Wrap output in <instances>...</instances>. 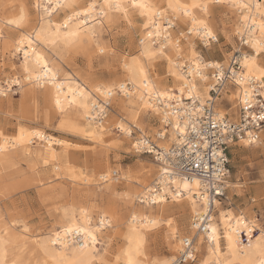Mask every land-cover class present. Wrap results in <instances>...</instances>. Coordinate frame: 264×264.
Listing matches in <instances>:
<instances>
[{
  "label": "bare ground",
  "instance_id": "obj_1",
  "mask_svg": "<svg viewBox=\"0 0 264 264\" xmlns=\"http://www.w3.org/2000/svg\"><path fill=\"white\" fill-rule=\"evenodd\" d=\"M215 3L226 4L230 11L235 10L233 30L239 39L246 38L251 50V53H241L244 76L261 84L260 95L264 99V67L258 62L260 56H264V0H33L34 13L21 7L15 16H0V25L19 31L13 40L6 41V48L14 58L15 55L19 56L23 80L38 88V91H34L33 86L30 90L39 93L49 111L45 112V119L49 115L59 114L58 125L61 129L71 130L80 137L103 145L108 137L115 134L111 130L112 126L110 128L107 125L109 113H126L127 116L110 119L122 136L112 145L122 148L126 142H130L132 151L139 154L134 150L138 145L135 139L149 136L140 125L143 115L149 114L155 121L158 120L156 125L151 122L145 125L154 129L155 134L159 129L168 133L164 140L156 139L160 147L169 146L175 139L174 129L183 130L175 117L170 128L160 122L159 112L164 111V108L159 110L160 107L154 103L156 99L163 101L166 98L165 105L168 108L173 107L174 101L182 106L184 98H195L200 103L208 99L213 79L207 70L209 67L219 68L221 64L216 60H205L194 45L196 40L207 44L208 37L217 38L215 25L210 18V15L215 16L211 14ZM130 17L141 19V32L134 52L122 56L117 70L110 72L122 74L124 80L120 79L117 86L115 84L119 79L114 84L99 80L85 83V80L78 79L79 76L63 71L58 48L69 52L75 47L86 48L95 44L97 50L102 52L105 48L101 45L100 33L108 25L116 24L120 18L130 24ZM177 23H183L185 29ZM183 51L188 53L186 58L182 56ZM161 60H164V74L160 76L157 64ZM230 84L232 86H227L222 95L233 103L234 108L242 104L244 95L251 94V89L236 79L230 80ZM16 85L21 86L16 75L7 77L3 84L0 81V95H6ZM216 102L219 103L218 107L217 104L215 106L218 116L229 113L222 107L221 99ZM50 116V120H53ZM132 130L138 131L135 139L132 138ZM263 139L262 133L261 141H240L246 147L260 142L264 148ZM34 143L37 145L34 146ZM69 144L65 139L46 134L37 126L25 128L20 125L13 136L6 135L0 128V166L11 165L16 156H28L44 165L51 162L53 170L68 172L72 181L79 185L104 184L111 196L118 195L115 185L119 177L133 182L136 187L123 193L127 216L123 221L117 220L123 225L119 230L125 245L115 255L116 259H120V264H169L175 256L168 263L169 259L165 256L152 255L150 244L157 241L159 234L154 229L166 217L169 228L164 235L165 242L177 253L182 250V237H177L179 230L183 229L186 211L195 214L204 208V197L198 198L199 182L176 176L168 182V169L160 163L157 164L158 173L149 185L142 183L150 178L153 168L142 165H137L132 173L121 170L120 175L116 171L97 175L95 172L86 174L85 171H75L62 159V151L69 149ZM54 145L59 146L61 151ZM156 179L160 183L159 190L154 188ZM168 183L172 185L168 186ZM138 186L143 189L138 191ZM166 194L173 199L174 206L166 204ZM218 205L215 203L216 207ZM75 206L74 203L67 204L59 216L58 226L52 227L42 238L30 234L24 225L19 234L31 242L22 241V237L12 232L9 226L0 225V264H94L105 259L98 245L103 244V239L109 238L106 229L112 226L115 210L107 211L104 207L95 212L92 205ZM215 216L209 225L207 237L200 233L196 235V250L202 255L200 264H264V228L257 226L255 219L243 213L235 214L230 209L218 210ZM252 226L258 227L257 234L250 235L247 243H239V233L244 230L248 233ZM78 235L80 240H76ZM35 254H39L40 258L35 259ZM114 263L118 264V261L114 260Z\"/></svg>",
  "mask_w": 264,
  "mask_h": 264
},
{
  "label": "rangeland",
  "instance_id": "obj_2",
  "mask_svg": "<svg viewBox=\"0 0 264 264\" xmlns=\"http://www.w3.org/2000/svg\"><path fill=\"white\" fill-rule=\"evenodd\" d=\"M21 7H24L25 10L30 9L34 13L33 0H3L0 6V16H15L18 14ZM230 10L231 9L226 4H213L211 14L215 16L211 17L212 15H210V18L215 25L218 41L208 47H203L199 40H196V44L194 45L195 50L205 60H216L220 64L226 65L231 55L238 47V36L233 30V21L236 12L235 10ZM141 22L140 18L136 20L132 18L129 24L124 19L120 18L116 24L108 25V28L100 33V40H102L100 42H102L101 45H104L105 48L102 52L97 50L98 47H96L95 44L86 48L75 47L76 49L74 48L69 52L64 51L62 48H58L57 52L60 53L61 56L60 63L62 64L63 71L69 72L77 77L79 76L78 79L80 78L83 82L86 81L85 83L99 80L101 82H112L114 84L116 83L115 81L119 79V82L115 84L117 86L124 78L118 71L113 74H110V72L117 70L119 60L122 56L134 52V47L137 46V41L140 37ZM177 24L179 26V24L182 25L183 23ZM181 27L185 29L186 26L184 27L182 25ZM18 32L19 31L13 30L5 25H0V81L3 84L7 77L16 75L19 77L21 85V88L19 85L12 86V89L7 91L8 93L6 95H0V128L4 133L8 136H13L20 125L25 128H34L37 126L43 129L46 134L63 140L65 139V141L70 143L69 146H67L69 149H66L65 152L62 151V159L68 166H71L73 170L85 171L86 174H93L95 172L96 175L98 173H105V171H116V173L120 175L122 173L121 170L130 171L132 173L137 169V165H142L145 168H153V173L150 178L142 183V185L145 183L149 185L158 173V163L149 155L135 154L130 148V142H126L122 148L121 146L114 147L112 145L116 143L118 139H122V136L121 133L113 127V121L111 122V120H114L113 118H118L120 115L127 116L126 113H120L119 115H114L113 112L109 113L107 125L110 128L112 126L111 130L115 134L106 139V145H99L89 141L88 138L80 137V135L75 134L71 130L61 129L58 125L60 120L59 114H54V116L51 115V119L53 120H50V115L45 119L44 114L49 111L45 108L39 93L35 94L30 90L34 85L28 84L23 80V74L19 67V56L15 55L16 58H14L11 51L6 48V41L13 40ZM184 47L186 48L187 46L184 45ZM244 53H251L249 46L244 49ZM182 56L186 58L188 53L186 54V51H183ZM161 61L157 64V67L159 66L157 72L160 76L162 75L161 73L164 72L162 68L164 60ZM258 62L264 67L263 54L260 56ZM169 84L168 82V85ZM33 88L34 91H38V88L35 86ZM222 98L223 95L218 100L221 99L222 107L227 109L229 113L226 114L222 112L231 122H238V106L232 108L233 103L229 102L226 98ZM216 104L218 107L219 103L216 102ZM141 122L144 125L140 124L142 130L146 131L149 136L154 138V129L146 127L145 125L147 124L146 122H151L153 125H156L158 124V120L155 121V118H152L148 114L143 115V120H141ZM132 126L135 125L132 124ZM262 133L264 134V130ZM262 133L260 134L259 141L262 140ZM137 136L138 131L132 130V138L135 139ZM33 145L35 146L37 144L34 143ZM54 146L58 151H61L59 146ZM227 151L230 168L229 185L226 190L227 198L223 199L218 207H216L214 214L217 215L218 210L221 209H230L235 214L243 213L248 218L255 219L257 226L263 229L264 148L260 142L246 147L241 141H234L229 144ZM99 163L100 165H98ZM53 166L51 162L44 165L40 162H35L28 156L22 158L21 156H16L11 165L0 166V225L9 226L11 231L16 234H19L25 225L26 228L30 230V234L42 238L52 227L56 228L58 226L59 216L67 204L74 203L77 208V205H82L84 207L92 205L95 212L104 207L107 211H111L112 209L113 211L115 210L114 217L112 218V226L106 229L109 238L103 239V244L98 245L99 252L101 254L103 253L102 255H104L103 258L105 259L95 261L94 264H115L114 260H117L118 264H120V259H116L115 255L124 248L125 239L119 230L123 225H120L118 221L125 220L127 216L125 213L126 197H124V194L131 187H136V185L133 182H128L119 177L115 185V192H117L118 195L111 196L110 193L105 190L104 184H89L86 186L85 183H80L81 185H79V183L72 181L68 172L53 170ZM6 171L8 172L6 173ZM92 183H94V181ZM142 189V186H138L137 190L141 191ZM90 193L92 194L89 195ZM167 200L166 204L174 206L175 202L172 201L173 199ZM134 201L136 202L137 199ZM191 216L192 214L186 211L183 229L179 230L178 239L179 237L192 234L190 229ZM95 218L96 216L94 220H96ZM165 219L154 229V231L160 235L158 234L157 241H154L152 245L150 244V248L152 255L165 256L169 259V263L170 259L177 255V252L176 250L173 251L174 249L165 242L164 235L167 231L166 229L169 228V225L167 226L165 222L167 219ZM11 222H13L12 225ZM19 236L22 237V241L26 240V242H31L30 239L24 240L23 236L20 234ZM196 254V258L193 262H187L185 264H200L202 255L197 250ZM34 257L35 259L40 258L39 254H35Z\"/></svg>",
  "mask_w": 264,
  "mask_h": 264
},
{
  "label": "built area",
  "instance_id": "obj_3",
  "mask_svg": "<svg viewBox=\"0 0 264 264\" xmlns=\"http://www.w3.org/2000/svg\"><path fill=\"white\" fill-rule=\"evenodd\" d=\"M207 40V44L201 42L203 47L218 41L213 37H208ZM247 46L245 37L238 38V47L228 63L221 64L219 68L217 67L218 69L208 68L213 84L208 91V99L203 103L195 98H184L182 106H178L174 101L173 107L168 108L165 105L166 98L163 101L160 99L154 101L155 105L160 107V111L164 108V111L159 113L160 122L166 128L171 127L174 117L183 127V130L174 129L175 139L169 146L160 147L156 141V139L164 140L168 137V133H164L163 129H159L154 138L145 136L135 139L138 144L134 147L136 153L149 155L155 162L168 169L166 173L168 182L175 176L189 181L197 180L199 182L198 198L205 199L203 210L191 216L190 229L193 234L182 237V250L169 264H185L195 260L196 235L200 233L207 237L209 225L215 215V203L220 204L227 198L226 190L230 175L227 151L229 144L240 140H259L261 131L264 130V99L260 95L261 84L253 78L244 76V67L241 63V53ZM232 79L245 83L251 89V94L244 95L242 104L238 105L239 119L236 123L231 122L226 115L218 116L215 111L216 101L222 97L226 87L231 85ZM106 108L109 109V105ZM98 117L102 116L98 115ZM158 182V179L154 182L156 190L160 189ZM171 185L168 183V186ZM165 199H171L169 194L165 195ZM257 229L258 227L252 226L248 233L245 230L241 231L238 237L239 243H247L250 235L257 234ZM76 240H80L79 235Z\"/></svg>",
  "mask_w": 264,
  "mask_h": 264
},
{
  "label": "snow or ice",
  "instance_id": "obj_4",
  "mask_svg": "<svg viewBox=\"0 0 264 264\" xmlns=\"http://www.w3.org/2000/svg\"><path fill=\"white\" fill-rule=\"evenodd\" d=\"M209 35H210V33H209Z\"/></svg>",
  "mask_w": 264,
  "mask_h": 264
}]
</instances>
